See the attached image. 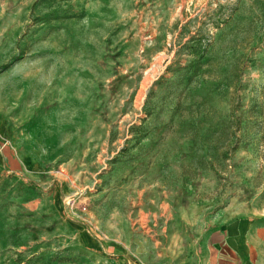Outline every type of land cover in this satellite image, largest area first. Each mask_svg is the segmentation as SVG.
Here are the masks:
<instances>
[{
    "label": "rangeland",
    "instance_id": "rangeland-1",
    "mask_svg": "<svg viewBox=\"0 0 264 264\" xmlns=\"http://www.w3.org/2000/svg\"><path fill=\"white\" fill-rule=\"evenodd\" d=\"M261 206L264 0H0V264H203Z\"/></svg>",
    "mask_w": 264,
    "mask_h": 264
},
{
    "label": "crops",
    "instance_id": "crops-1",
    "mask_svg": "<svg viewBox=\"0 0 264 264\" xmlns=\"http://www.w3.org/2000/svg\"><path fill=\"white\" fill-rule=\"evenodd\" d=\"M203 264H264V206L248 209L217 228Z\"/></svg>",
    "mask_w": 264,
    "mask_h": 264
},
{
    "label": "trees",
    "instance_id": "trees-1",
    "mask_svg": "<svg viewBox=\"0 0 264 264\" xmlns=\"http://www.w3.org/2000/svg\"><path fill=\"white\" fill-rule=\"evenodd\" d=\"M116 258H118V257H116ZM115 259V258H114Z\"/></svg>",
    "mask_w": 264,
    "mask_h": 264
}]
</instances>
